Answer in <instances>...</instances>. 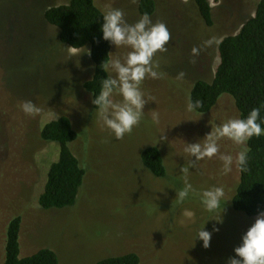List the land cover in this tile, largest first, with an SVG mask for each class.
<instances>
[{"label":"rangeland","instance_id":"374dc122","mask_svg":"<svg viewBox=\"0 0 264 264\" xmlns=\"http://www.w3.org/2000/svg\"><path fill=\"white\" fill-rule=\"evenodd\" d=\"M138 1L96 0V4L103 11L123 10L132 24L141 17ZM259 1L210 0L209 26L195 0H156L150 17L167 26L170 40L167 50L153 58L157 78L147 77L141 84L149 100L144 118L117 140L96 117L92 95L84 88L94 69L89 47L71 54L59 38V28L44 17L47 7L69 0H0V264L5 260L7 227L15 216L22 218L20 257L50 248L59 264H96L127 252L138 253L141 264H227L256 217L234 210L229 201L224 223L205 249L194 239L208 214L198 196L180 202L175 190L184 186L186 176L197 193L224 186L232 199L240 176L235 158L242 146L228 138L218 141L220 154L233 156L227 175L221 172L219 154L190 167L191 157L184 148L212 126L240 118L235 100L224 93L205 113L188 112L186 106L197 80H213L220 63L219 42L239 31ZM128 51L111 46V57ZM27 100L41 113L26 115L20 105ZM62 115L70 117L79 132L71 148L86 173L75 205L45 210L38 197L60 146L44 141L40 133L45 123ZM164 131L168 140L155 147L167 173L159 178L141 156ZM181 166L189 171L182 173ZM213 223L206 229L211 231Z\"/></svg>","mask_w":264,"mask_h":264},{"label":"trees","instance_id":"16d2710c","mask_svg":"<svg viewBox=\"0 0 264 264\" xmlns=\"http://www.w3.org/2000/svg\"><path fill=\"white\" fill-rule=\"evenodd\" d=\"M200 15L207 25L213 24L210 0H195ZM156 0H139L138 12L153 15ZM96 0H69L51 5L44 11L45 19L59 28L62 43L78 49L88 48L94 64L93 75L85 81L84 88L93 96L98 93L106 73L100 68L101 62L111 57V46L100 39L102 13ZM88 46V47H87ZM220 63L212 81L197 80L190 92L191 101H200L197 112L210 111L224 93L233 96L240 118L246 117L253 108L260 109L264 121V0L257 3L254 15L247 19L239 31L227 35L219 42ZM94 107V106H93ZM264 126V124H262ZM41 139L57 142L59 157L48 171L44 190L38 197L42 209H63L76 204L79 189L86 173L85 166L74 154L71 143L79 137L70 117L62 115L42 127ZM247 170L241 171L233 191L232 207L249 217H256L264 210V135L253 137L247 142ZM142 162L156 177L166 176L167 167L157 147L145 148ZM22 218L13 217L7 227L5 260L3 264H59L57 253L42 248L36 253L20 257V232ZM96 264H141L136 252L107 256Z\"/></svg>","mask_w":264,"mask_h":264},{"label":"clouds","instance_id":"9594fccd","mask_svg":"<svg viewBox=\"0 0 264 264\" xmlns=\"http://www.w3.org/2000/svg\"><path fill=\"white\" fill-rule=\"evenodd\" d=\"M103 22L100 32L103 41H107L115 49L124 47L129 51L124 56H113L104 59L100 68L106 76L101 82L98 93H93L91 104L94 106L95 115L102 120L103 125L110 130L115 139H123L140 124L144 118L145 105L149 100L141 90L142 82L147 78H157L154 70L158 65L154 61L155 54L166 51L170 40V33L164 23H153L151 17L145 13L135 23H128L123 10L110 8L102 13ZM70 53L75 55L79 49L69 46ZM195 52V49L193 50ZM89 55L91 51L87 52ZM120 97V99H114ZM21 110L28 116H36L41 109L32 101L27 100L20 105ZM188 112H196L201 107L200 101H189ZM153 121L157 115L153 114ZM195 121V120H193ZM264 121L260 117V109L253 108L244 118H230L226 122L211 127V131L195 142H187L184 152L191 157L190 167L196 161L211 159L219 154L222 161L221 172L227 175L232 170L234 163L230 154H220L219 144L222 138H228L235 144L242 146L235 158V163L240 170L246 171L248 164L247 142L255 137L264 135ZM165 131L160 134L153 147L158 143L167 141ZM189 168L181 166V172L187 173ZM161 190L159 192H164ZM176 199L185 201L192 195L199 197V202L204 212L208 214L203 227L197 229L194 244L197 240L207 249L213 232H218L225 220L227 204L233 199L226 196L224 186H212L200 192L193 189L186 176L184 186L175 190ZM214 222L211 231L205 225ZM234 255L227 260V264H264V210L258 212L256 219L244 231L240 242L233 249Z\"/></svg>","mask_w":264,"mask_h":264}]
</instances>
